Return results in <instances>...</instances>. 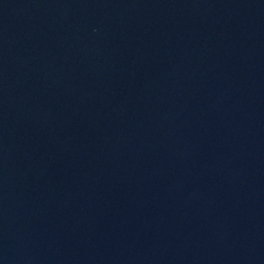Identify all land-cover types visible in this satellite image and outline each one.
Wrapping results in <instances>:
<instances>
[{
    "label": "water",
    "instance_id": "obj_1",
    "mask_svg": "<svg viewBox=\"0 0 264 264\" xmlns=\"http://www.w3.org/2000/svg\"><path fill=\"white\" fill-rule=\"evenodd\" d=\"M0 264H264V0H0Z\"/></svg>",
    "mask_w": 264,
    "mask_h": 264
}]
</instances>
